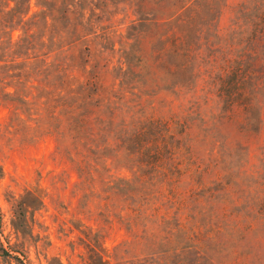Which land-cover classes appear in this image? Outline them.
Returning a JSON list of instances; mask_svg holds the SVG:
<instances>
[{"label": "rangeland", "instance_id": "rangeland-1", "mask_svg": "<svg viewBox=\"0 0 264 264\" xmlns=\"http://www.w3.org/2000/svg\"><path fill=\"white\" fill-rule=\"evenodd\" d=\"M80 4L85 17L71 14L69 23L83 40L62 41L64 86L92 82L98 95L90 85L84 93L100 112L171 122L168 143L178 151L105 200L112 180L133 179L124 156L109 149L106 166L94 157L86 175L47 133L51 112L40 106L34 130L7 126L0 110V246L10 254L0 253V264H81L98 244L109 264H128L160 250L181 222L205 232L217 260L264 264V0ZM38 194L43 206L15 228L20 201ZM126 206L160 207L165 221L135 219Z\"/></svg>", "mask_w": 264, "mask_h": 264}, {"label": "trees", "instance_id": "trees-1", "mask_svg": "<svg viewBox=\"0 0 264 264\" xmlns=\"http://www.w3.org/2000/svg\"><path fill=\"white\" fill-rule=\"evenodd\" d=\"M81 1L89 2L0 0V110L9 112L7 126L24 124L34 130L40 126V114L35 113L40 112V106L41 112H51L56 124L47 133L54 137L59 151L67 153L70 161L86 175L96 169L94 157L102 168L106 166L105 151L111 149L115 155L124 156L132 164L129 169L133 179L112 180L106 186L104 199L108 200L110 194H124L132 180H143L144 168H161L165 155L173 161L178 147L168 143V138L175 139L171 122L152 116L141 118L135 112H100L102 105L95 99L98 92L92 82L79 83L73 89L64 86L69 74L62 60L66 50L62 41L68 34L76 35L75 40L82 39L81 30L69 23L71 14L78 12L81 18L85 17L87 12ZM93 11L91 9L86 20H90ZM262 15L264 17V9ZM89 85L94 95L84 93ZM20 112L26 114L27 119L23 120ZM63 140L67 141L65 146ZM100 153L103 160L96 156ZM2 174L0 166V176ZM20 206L23 214L16 216L19 225L13 221L15 228L28 224L26 212L41 208L43 197L38 194L33 201H20ZM126 209L135 219L155 217L164 222L166 218V214H160V207L150 213L140 206H126ZM172 229L174 231L170 229L163 238L165 244L160 250L128 264H230L213 256L205 232L197 226L181 222ZM0 253L10 255L1 246ZM81 264L109 263L98 244L88 246V255L82 257Z\"/></svg>", "mask_w": 264, "mask_h": 264}]
</instances>
